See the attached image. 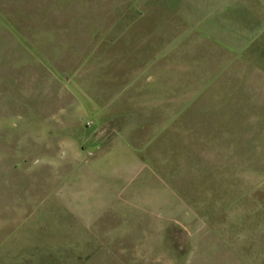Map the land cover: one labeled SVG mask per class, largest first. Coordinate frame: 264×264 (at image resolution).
Here are the masks:
<instances>
[{
    "label": "rangeland",
    "instance_id": "374dc122",
    "mask_svg": "<svg viewBox=\"0 0 264 264\" xmlns=\"http://www.w3.org/2000/svg\"><path fill=\"white\" fill-rule=\"evenodd\" d=\"M0 264H264V0H0Z\"/></svg>",
    "mask_w": 264,
    "mask_h": 264
},
{
    "label": "crops",
    "instance_id": "0c3cea01",
    "mask_svg": "<svg viewBox=\"0 0 264 264\" xmlns=\"http://www.w3.org/2000/svg\"><path fill=\"white\" fill-rule=\"evenodd\" d=\"M105 155L106 154H104V153L103 154H98L96 158L91 160V162H92L91 166L93 167L95 165H99L102 162V160L104 159Z\"/></svg>",
    "mask_w": 264,
    "mask_h": 264
}]
</instances>
